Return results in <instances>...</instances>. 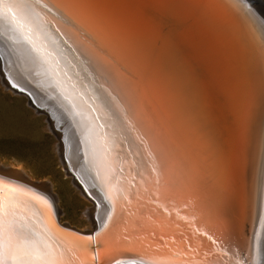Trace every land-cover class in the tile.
<instances>
[{"label": "bare ground", "instance_id": "bare-ground-1", "mask_svg": "<svg viewBox=\"0 0 264 264\" xmlns=\"http://www.w3.org/2000/svg\"><path fill=\"white\" fill-rule=\"evenodd\" d=\"M225 1L233 8H237L242 21L247 25L246 34H249L253 42L257 41L253 46L256 59L253 61L250 78L252 93L247 94V99L254 95L253 100H256L259 109V114L251 122L253 128L250 139L253 151H250L249 144V158L252 159L253 166L250 164L246 183L248 192L254 189V201L252 213L247 218L244 216L246 221L244 223L242 221V228L239 223H231L224 213L221 214L218 207L208 199L203 186L196 187L193 173L185 175L188 179L183 184L187 187L180 185L179 182L174 185L173 192L166 191L165 195L171 201L168 206H159L157 203L165 204L160 201L161 199L154 201L157 206L152 205L153 199L149 198L146 202L140 201L138 205L132 206V209L137 211L140 209L143 215H134L135 211L124 208L131 196L140 192L145 183L154 176L152 165L156 163L155 159L160 154L151 141L141 142L140 137L144 135V126L141 123H136L131 128L100 127L102 123L109 125L113 123L111 114L105 107V91L110 90L112 81L93 67L91 70L84 67L88 66L91 58L87 56L89 53L83 46L77 42L67 41L65 44L62 39L60 43L54 36L51 37V41L55 44L50 42V48H58L55 59L60 61L59 68L52 59L48 64H42L40 53L30 52L24 43L10 45L13 49L8 51L10 56H6L0 50L2 59H6L7 63L11 60L15 65V71L13 70L10 76L12 83L7 87L17 94L18 90L21 94L24 93L33 105L38 100L34 89L38 91V96L44 98H40L43 101L40 109L47 114L49 125L51 127L58 125L65 136L59 139L57 145L58 152L63 157L61 164L64 174L70 177L71 186L73 185L76 191L88 199L95 195L96 202L94 201L95 206L88 209L87 215L84 216L91 224L89 231L77 230L61 223L59 198L53 192L52 184L47 181H34L19 167H6L0 164V177L44 195L51 204L53 217L57 218L59 228L52 215L38 216L36 227L47 231V226L51 225L53 231L67 233L71 230L81 235L92 236L101 226L104 227L105 220H108V223L119 221L121 226L111 223L108 230L122 233L127 227L124 234L134 239L141 237L142 241L132 245L121 243L106 251L102 258L127 256L135 260L133 263L125 264H146L149 257L166 264H193L194 261L205 259L208 252L212 253V264H236L237 260L243 261L249 257V244L258 239L257 233L259 239L264 240V190L261 189L256 167L259 140L261 133L264 132V97L259 86L261 66L258 55L262 39L259 24L264 22V1L248 0L247 3L243 0L255 13V27L239 7L241 0ZM3 31V22L0 21V42L5 44ZM13 84L17 87L13 88ZM105 134L109 137L106 145L107 154L101 146L103 144L101 137ZM255 154L257 156L254 159ZM112 185L118 189L114 193L117 197L114 200L109 199V188ZM174 207L177 208V212L173 214ZM110 212L111 219L108 216ZM190 247L193 249L191 252L188 250Z\"/></svg>", "mask_w": 264, "mask_h": 264}, {"label": "snow or ice", "instance_id": "snow-or-ice-1", "mask_svg": "<svg viewBox=\"0 0 264 264\" xmlns=\"http://www.w3.org/2000/svg\"><path fill=\"white\" fill-rule=\"evenodd\" d=\"M239 7L255 27L252 8L243 0ZM53 8L59 14L60 23L94 58L97 72L112 81L110 90L105 91V107L113 123H102L100 127L131 128L141 123L144 126L141 142L148 143L145 140L148 137L160 154L158 162L152 165L156 183L166 185L178 167L173 147L175 130L154 99L152 73L145 64L136 37L145 31L166 32L172 45L181 52L189 26L209 17L223 20L228 6L223 0H57L54 6H49L46 0H0L6 51H13L10 45L24 43L30 52L40 53L42 64L52 59L59 68L60 61L55 59L58 48H50V42H55L51 41L46 29L47 15L42 14L44 11L52 13ZM259 27L262 33L258 52L259 86L264 97V22H260ZM253 107V98L249 97L235 111L234 119L214 144L220 210L236 195L249 165ZM101 139L107 154L109 137L105 134ZM256 167L264 190V132L259 140ZM117 191L115 185L109 188L110 200L117 198L114 195ZM51 214L52 206L44 195L0 177V264H99L102 255L113 247L142 241L141 237L134 239L120 231L108 230V220L92 236L53 231L51 225L47 226V231L36 227L38 216L50 217ZM108 216L111 219L112 213ZM257 236L258 239L249 244V257L237 260L236 264H264V240L259 239V233ZM188 250L193 251L191 247ZM205 256L193 264H212V253ZM146 264L166 262L149 257Z\"/></svg>", "mask_w": 264, "mask_h": 264}, {"label": "water", "instance_id": "water-1", "mask_svg": "<svg viewBox=\"0 0 264 264\" xmlns=\"http://www.w3.org/2000/svg\"><path fill=\"white\" fill-rule=\"evenodd\" d=\"M46 2L49 6H54L57 0H46ZM223 2L228 6L224 19L217 20L209 17L198 24L189 26L181 52L172 45L166 32L153 34L145 31L136 37L145 64L152 73L154 99L170 118L175 130L173 147L178 167L166 185L158 186L154 175L140 192L131 196L124 208L135 211L134 215L143 214L140 209L138 211L132 209V206L138 205L140 201L146 202L149 198L153 199L151 203L161 199L160 201L165 204L157 203L159 206L166 207L171 204L165 195L166 191L173 192L174 185L179 182L180 185L187 187L183 184L188 179L185 178L186 173L194 174L196 187L205 188L208 199L218 207L221 214H225L224 216L231 223H239L242 228V221L244 223L247 216L252 213L254 189L249 192L246 190L250 164L253 166L250 158L248 168L240 179L236 195L222 210L219 209L220 187L214 144L222 135L226 125L234 119L235 111L248 101L247 94L252 93L250 78L253 61L256 59L253 46L257 43L252 41L249 34H246L247 25L242 21L237 8H233L225 0ZM246 2L249 1L246 0ZM42 14L47 15L49 24L46 26L50 37L54 36L60 43L66 40L83 46L60 23L59 14L55 12V8L52 13L44 11ZM0 44V50L6 56H10L5 49V44L3 42ZM87 56L91 58V62L84 67L90 70L91 67L96 69L94 58L90 53ZM250 97L254 98V95ZM50 104L54 106L51 102ZM253 104L252 119H255L259 109L256 100H253ZM252 125L251 123V128H253ZM146 140L150 142L149 138ZM250 151H253L251 139ZM256 156L257 154L253 156L254 159ZM158 158L155 159L156 163ZM157 204L154 202L152 205L157 206ZM174 208L173 214L177 212V208ZM165 211L164 209L163 212ZM51 215L57 226V218L53 217V208ZM111 223L121 226L119 221H109V226ZM69 232L75 233L71 230ZM134 261L127 256L106 259L101 257L99 264H124Z\"/></svg>", "mask_w": 264, "mask_h": 264}, {"label": "rangeland", "instance_id": "rangeland-1", "mask_svg": "<svg viewBox=\"0 0 264 264\" xmlns=\"http://www.w3.org/2000/svg\"><path fill=\"white\" fill-rule=\"evenodd\" d=\"M2 56L0 53V164L19 167L34 181L52 184L59 198L61 223L89 231L91 224L84 216L95 206V195L85 198L71 186L57 146L59 139L65 136L58 125H49L47 114L40 109L44 98L38 96V91L34 90L38 100L33 105L24 93L8 89L15 65L11 60L7 63Z\"/></svg>", "mask_w": 264, "mask_h": 264}]
</instances>
